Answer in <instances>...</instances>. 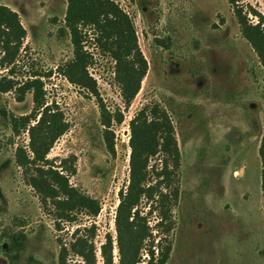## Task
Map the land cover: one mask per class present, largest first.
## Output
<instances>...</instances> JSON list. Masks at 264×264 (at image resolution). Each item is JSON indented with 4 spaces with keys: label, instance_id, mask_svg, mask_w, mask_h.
<instances>
[{
    "label": "rangeland",
    "instance_id": "374dc122",
    "mask_svg": "<svg viewBox=\"0 0 264 264\" xmlns=\"http://www.w3.org/2000/svg\"><path fill=\"white\" fill-rule=\"evenodd\" d=\"M112 1L131 20L148 62L140 92L128 107L115 79V61L90 39V30L84 43L93 58L88 73L99 95L76 87L59 72L74 57L65 27L66 0H0L19 14L27 32L11 78L22 85L37 74L47 104L62 112L69 125L48 159L59 170L64 167L71 186L101 206L97 216L77 212L72 220H60L50 203L42 204L15 158L18 147L29 150V134L15 135L11 127L13 117L31 113L33 94L19 100L18 90L0 92V264H60L63 248L66 264L83 263L71 249L82 235L94 240L97 264H104L101 246L111 236L114 264H120L116 217L120 193L130 181V124L144 107L153 106L167 113L175 130L179 195L167 209L168 224L160 227L156 199L145 198L137 207L149 233L140 264L149 260L150 248L157 259L166 247L167 264H264L259 156L264 68L242 36L235 12L238 7L256 25L259 15L264 19V0H237L236 6L229 0ZM7 74L1 71L0 79ZM100 103L124 116L109 129L115 154L103 136ZM163 159L150 160L146 187L162 181L156 172Z\"/></svg>",
    "mask_w": 264,
    "mask_h": 264
},
{
    "label": "trees",
    "instance_id": "16d2710c",
    "mask_svg": "<svg viewBox=\"0 0 264 264\" xmlns=\"http://www.w3.org/2000/svg\"><path fill=\"white\" fill-rule=\"evenodd\" d=\"M67 11L65 27L69 30L74 48V57L60 68V73L73 85L98 96L96 80L89 73L92 56L85 51L87 32L101 51L115 61V79L121 87V96L126 107L130 106L140 92L142 82L148 72V62L141 51L134 26L129 17L112 0H66ZM236 6L237 0H229ZM242 36L254 48L264 68V29L263 17L258 24L249 22L238 7L235 9ZM257 14V13H256ZM258 16V15H257ZM27 37L17 12L5 5H0V72L7 75L0 79V92L12 90L21 92L19 100L27 92L33 94V109L30 114L11 119L15 135L22 131L29 134V150L18 147L15 158L22 168L26 183L40 197L47 207L50 203L60 220H72V214L80 212L88 216H97L101 206L99 201L91 198L69 184L64 167L51 165L48 155L54 144L69 130L64 115L56 107L48 105L45 99L44 84L37 74L32 75L22 85L11 76L16 70L17 58ZM38 77V78H37ZM101 124L107 149L115 154L114 135L109 130L113 122L121 124L123 113H109L100 103ZM130 181L126 190L120 193V204L117 210L116 229L120 264H140L141 249L149 237L146 218L141 217L137 207L145 198L161 209L159 223L163 226L169 219V206L178 201L179 187L176 185V172L180 167V151L172 122L165 111L157 106L144 107L132 120L131 124ZM163 155V165L156 172L162 181L146 187L149 178V162ZM262 162V190L264 194V134L259 148ZM171 166V169L169 168ZM175 183V184H174ZM169 190L165 193L162 189ZM152 206V205H151ZM168 224V223H167ZM94 226L90 231H94ZM167 232L171 226H166ZM72 251L83 259V263L97 264L94 240L86 235L78 236L71 245ZM114 241L111 236L101 246L104 264H114ZM66 249H62L60 264H66ZM149 260L146 264H167L169 247L161 248L159 257L148 250Z\"/></svg>",
    "mask_w": 264,
    "mask_h": 264
}]
</instances>
